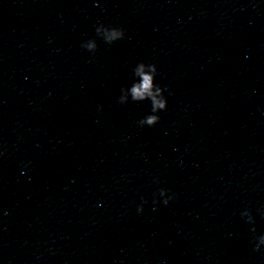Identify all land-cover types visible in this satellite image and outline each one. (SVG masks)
Returning a JSON list of instances; mask_svg holds the SVG:
<instances>
[{
	"label": "clouds",
	"instance_id": "9594fccd",
	"mask_svg": "<svg viewBox=\"0 0 264 264\" xmlns=\"http://www.w3.org/2000/svg\"><path fill=\"white\" fill-rule=\"evenodd\" d=\"M97 36L101 37L105 43L112 44L118 40H122L125 36L124 29L120 27H106L104 24H99L95 28ZM90 53H95L97 50V43L95 40H88L81 45ZM157 74V67L155 64H145L139 62L133 69L134 82L130 87L121 89V95L119 97V103L124 104L128 102L129 97L133 102H143L145 100L151 103V113L145 118L138 121L141 126L147 125L149 127L154 126L159 122L160 117L156 114L159 111L166 110L167 100L163 95L164 89L155 83V77ZM165 191L160 190V195L163 196ZM164 203L167 204L168 200L165 199ZM142 210V209H138ZM255 233V227L251 229ZM258 243L255 244L254 251H259L261 245H264V235L256 238Z\"/></svg>",
	"mask_w": 264,
	"mask_h": 264
}]
</instances>
